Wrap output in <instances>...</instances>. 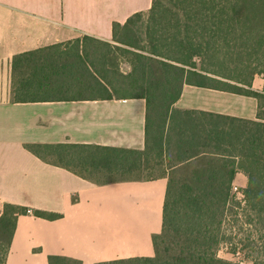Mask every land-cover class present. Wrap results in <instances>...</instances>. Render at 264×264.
I'll list each match as a JSON object with an SVG mask.
<instances>
[{"label": "trees", "instance_id": "16d2710c", "mask_svg": "<svg viewBox=\"0 0 264 264\" xmlns=\"http://www.w3.org/2000/svg\"><path fill=\"white\" fill-rule=\"evenodd\" d=\"M256 1L249 11L254 16ZM241 2L152 0L148 11L113 24L112 42L84 36L11 58L12 103L146 102L142 150L71 142L24 145L40 160L96 185L167 178L154 256L97 264H264V89H252L256 75L264 79V38L245 42ZM185 84L254 97L257 119L180 110L175 105ZM239 172L247 177L242 200L233 191ZM0 206V264H7L20 216L62 217ZM222 245L235 260L219 257ZM48 262L83 264L66 256H49Z\"/></svg>", "mask_w": 264, "mask_h": 264}, {"label": "crops", "instance_id": "0c3cea01", "mask_svg": "<svg viewBox=\"0 0 264 264\" xmlns=\"http://www.w3.org/2000/svg\"><path fill=\"white\" fill-rule=\"evenodd\" d=\"M151 5L152 0H0V64L8 65L9 75V80L0 75V95L10 94L13 56L84 36L112 42L114 23L124 24ZM124 66L128 72L130 66ZM252 89H264L261 75L253 78ZM175 107L247 120L258 114L254 97L188 84ZM145 124L144 99L0 102V205L62 215L20 216L7 264H49V256L83 264L154 256L167 178L96 185L24 147L71 142L142 150ZM246 185L239 172L233 186Z\"/></svg>", "mask_w": 264, "mask_h": 264}, {"label": "rangeland", "instance_id": "374dc122", "mask_svg": "<svg viewBox=\"0 0 264 264\" xmlns=\"http://www.w3.org/2000/svg\"><path fill=\"white\" fill-rule=\"evenodd\" d=\"M253 1V3H252ZM257 2L256 0H242L240 3L241 8L243 9V15L241 18L240 25L242 26V33L245 36V42H248V45H251L253 42L256 41L258 36L264 38V0H258L259 4V13L257 16L251 14L250 9L254 8L253 4ZM249 12V13H248ZM257 37V38H256ZM250 48V47H249ZM253 50L250 48V55L252 54ZM126 66L123 65V69ZM264 67V66H263ZM259 69H263L262 66ZM0 75L1 78L8 79V65L0 64ZM7 82V81H6ZM11 86V82H10ZM8 90V89H7ZM11 95L6 91L3 95H0V102H10L12 101ZM237 195V194H236ZM238 200H242V195H237ZM2 211V206H0V213ZM219 257L227 260H235L236 257L229 253L228 247L226 245H222L218 251Z\"/></svg>", "mask_w": 264, "mask_h": 264}, {"label": "built area", "instance_id": "2783aa9c", "mask_svg": "<svg viewBox=\"0 0 264 264\" xmlns=\"http://www.w3.org/2000/svg\"><path fill=\"white\" fill-rule=\"evenodd\" d=\"M233 191H234V193H236L237 195H242V194H241V191H240L239 189L235 188V187H233Z\"/></svg>", "mask_w": 264, "mask_h": 264}]
</instances>
